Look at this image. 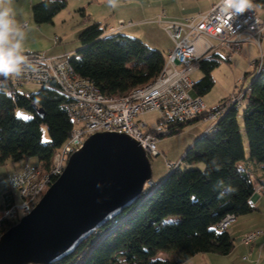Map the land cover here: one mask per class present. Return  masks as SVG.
I'll list each match as a JSON object with an SVG mask.
<instances>
[{
  "label": "trees",
  "instance_id": "trees-1",
  "mask_svg": "<svg viewBox=\"0 0 264 264\" xmlns=\"http://www.w3.org/2000/svg\"><path fill=\"white\" fill-rule=\"evenodd\" d=\"M253 1L264 8V0ZM66 4L67 0H57L46 8L42 0L34 3L32 19L36 24L52 22ZM106 28L107 25L92 20L80 31L79 48L68 55L74 71L108 96L124 95L153 81L163 68L162 51L140 38L119 31L109 33ZM218 62L216 52L199 61L202 75L193 84L196 95L202 97L211 89L214 83L211 71ZM256 65L244 73V78L253 74L249 85L233 93L242 95L233 101L230 96L223 98L211 108L222 109L215 123L196 139L173 168H168L164 177L156 184L152 181L151 185L145 184L130 204L51 264H181L197 253L228 254L233 248V238L227 229L219 230L217 224L228 213L237 217L253 210L248 200L259 181L239 167L246 149L248 158L264 171V59L258 72ZM1 84L11 91L0 90V165L7 160L36 157L47 170L53 153L72 129L68 97L54 81L28 94L12 88L9 80L3 79ZM15 107L27 109L32 116L28 119L16 116ZM191 122L169 124L161 136L175 133ZM43 126L48 135L46 142L41 140ZM13 197L6 185L0 217L14 202ZM170 216L176 218L167 220ZM18 219L0 218V235ZM162 251H174L175 256L159 257Z\"/></svg>",
  "mask_w": 264,
  "mask_h": 264
},
{
  "label": "built area",
  "instance_id": "built-area-1",
  "mask_svg": "<svg viewBox=\"0 0 264 264\" xmlns=\"http://www.w3.org/2000/svg\"><path fill=\"white\" fill-rule=\"evenodd\" d=\"M251 2L252 7L238 15L224 13L222 0H218L204 13L165 22L164 29L175 43L174 49L164 57L163 68L153 81L134 87L124 95L103 94L89 79L74 71L66 54L24 51L31 67H25L20 76H12L9 79L11 87L54 81L69 99L67 108L72 129L67 140L53 153L47 170L39 163H28V159L24 158L7 172V186L19 193L21 201L19 204L13 202L0 218H20L30 212L38 201L36 198L62 173L68 156L78 150L91 134L105 131L124 133L150 157L159 154L158 137L169 124L193 120L206 112L202 118L211 120L213 125L222 109L206 107L201 97L194 93V81L190 76L199 67V61L217 47L236 51L244 41L261 43L264 21L258 16L255 2ZM122 25L123 22L119 21L118 26H108L106 30L115 32ZM208 38L215 40L216 44H211ZM255 64L258 72L262 58L256 62L253 60L250 65ZM241 95L242 92L236 96L232 94L229 100L233 101ZM152 110L158 113L157 129H151L136 119ZM165 164L167 168H173L177 163L166 161ZM151 183L150 180L146 184ZM259 192L264 193V180L254 184L252 196ZM252 196L248 200L251 206ZM235 220L236 216L228 213L218 222L217 228L225 230ZM263 233L259 229L248 231L241 241L248 244Z\"/></svg>",
  "mask_w": 264,
  "mask_h": 264
},
{
  "label": "water",
  "instance_id": "water-1",
  "mask_svg": "<svg viewBox=\"0 0 264 264\" xmlns=\"http://www.w3.org/2000/svg\"><path fill=\"white\" fill-rule=\"evenodd\" d=\"M150 178L149 157L135 140L124 133L91 134L30 212L0 235V264H51L69 254Z\"/></svg>",
  "mask_w": 264,
  "mask_h": 264
},
{
  "label": "rangeland",
  "instance_id": "rangeland-1",
  "mask_svg": "<svg viewBox=\"0 0 264 264\" xmlns=\"http://www.w3.org/2000/svg\"><path fill=\"white\" fill-rule=\"evenodd\" d=\"M39 1L41 0H12L11 7L14 10L15 19L18 24L22 26L24 23H26L24 28L27 33V38L24 43V51L44 52L46 55L66 54L71 56L72 54H75L79 48L78 35L80 31L92 20L100 21L102 25L110 23L114 11L116 12L119 8V6H117L115 9L110 8L107 4V0H67L65 8L60 10L53 17L52 22L36 24L31 16V5ZM125 1L121 0L122 3H131V6L128 9L129 11L125 12L126 15L133 16V19H137L134 17H141L145 19L146 24L143 25V28L146 29V37H150L148 41H150V43L153 45H160L162 47L163 55L166 56L171 50L174 49L175 43L164 29V25L165 22L170 21V14L179 11L183 1ZM187 1L188 0H185V2ZM202 3L205 4V1ZM163 8H165L166 12H163ZM144 10L148 11L143 13ZM257 12L261 20L264 21V8L257 7ZM158 16H161L160 20L158 19ZM125 20V22H127L129 18H125ZM150 23L157 24L161 29L156 28V25H151ZM118 25L119 22H117L115 27ZM108 26L109 24H107V27ZM208 40L211 42V44H216L215 40L211 38H208ZM214 51L219 54L218 65H216L211 71L214 83L211 89L202 96V100L204 101V104L207 108L216 106L221 99L229 97L233 93H236L239 89L249 85L253 78V74H248L244 78V73L246 71L252 70L250 64L253 60L261 58L262 60L264 59V35L262 36L261 43L259 45L254 40H249L241 42L239 44V49L236 51H230L222 47H217L214 49ZM201 73L202 71L200 69H196L190 77L195 81L198 79V77H200ZM10 78L11 77H9L7 80ZM39 86V84L35 83H23L19 86H16L15 89L28 94L30 92L37 91ZM1 89L7 92L11 91L10 89L2 86L0 83V90ZM239 109L241 111V107ZM14 114L23 119H28L32 116V114L23 107H15ZM157 118V111L152 110L140 115L136 119L143 121L151 129H157L159 127ZM199 122L196 121L189 124L186 123L181 130L172 134H166L158 137L157 149L159 154L156 156H150L149 158L151 167L150 180L154 184H156L167 174L169 169L166 167V161L170 163H178L183 152L193 146L194 142L198 138V136H196L197 130L195 126ZM47 139L48 135L45 126H43L41 140L42 142H46ZM21 161L12 162L11 160H7L5 164L0 165V205L3 202L2 193L7 182V172L14 164L21 163ZM243 162L244 160L238 162L239 167H244ZM28 163L36 165L38 164V160L36 157H30L28 159ZM10 190L14 193V203L19 204L21 201L19 193L16 190ZM175 218V216H170L167 218V220H172ZM239 218L240 219H238V221L241 220L240 216ZM238 237L239 236H234L233 238L235 248L237 249H235V251H233L232 255L229 257L235 258L234 263L242 258V256L247 255L240 244H238V240H240ZM200 255L201 254L198 256ZM158 256L171 258L175 256V252L162 251ZM217 256L220 258H225L224 256ZM197 258L198 257L194 259V264H197L200 261L197 260ZM229 258L223 259L225 264L228 262L227 260ZM258 264H264V255H262Z\"/></svg>",
  "mask_w": 264,
  "mask_h": 264
},
{
  "label": "crops",
  "instance_id": "crops-1",
  "mask_svg": "<svg viewBox=\"0 0 264 264\" xmlns=\"http://www.w3.org/2000/svg\"><path fill=\"white\" fill-rule=\"evenodd\" d=\"M182 1L183 2L181 3L179 11H177L176 13L174 12L173 14H170L169 20L171 19L179 20V19H182L183 17H187L190 15L192 16V15H198L200 13H204L209 10L212 3L218 0H188L187 2H185V0H182ZM204 1H205V4L202 3ZM118 6L119 8L116 12L114 11L113 16L111 17L110 23H106V25L109 24V26H115L117 22L122 21L123 25L118 30L120 33L128 35V36L140 38L150 47L156 48L162 51V47L160 45H156V44L153 45L152 43H150V41H148L150 37L149 36L146 37L145 35L146 29L143 28V25L146 24L145 19L141 17L140 18L134 17L137 19H133V16L126 15L125 12L129 11L128 9L131 6V3H122L121 0H119ZM163 9H164L163 12H166L165 8ZM147 11L148 10H144L143 13H146ZM158 17H159L158 19L160 20L161 16H158ZM125 18H129V20L125 22L126 21ZM150 24L156 25V28L161 29L157 24H154V23H150ZM211 52H215V51L214 50L210 51L206 55L210 54ZM197 69H199V67ZM200 77H198V79ZM0 81H1L0 83H2L3 81L2 77H0ZM196 121L198 122L200 121L195 126L197 130L196 136L198 137L201 136L204 132H206L213 123L211 120L204 119V118H199L198 120H192L191 123L196 122ZM182 155L180 156V159ZM245 156L246 157L243 162V165H244L243 168L247 169V171L250 172L251 177L254 180L255 179L259 181L264 180V171L260 168V165L256 163L255 161L249 159L247 152ZM6 185H7V182H6ZM252 201H253V205H252L253 210L250 211L249 213L243 214L242 216L239 215L241 217V220L239 221L238 219L240 218L239 216H237V219L232 224H230L227 228V231L232 238H234V236L235 237L239 236L238 238L240 240H238V244H240L243 250L247 253L246 256H242V258H240L236 263H234L235 258H229L232 255L233 251L237 249L235 248L234 241H233V248L228 254L221 255L217 253H212V254L197 253L193 255L192 257L188 258L186 261L182 262L181 264H187V263L194 264V259L196 257H198L197 260H200L197 264H225L223 259H227V258L229 259L227 260L228 262L226 261L227 262L226 264H258L262 255H264V233L259 235L257 238H255L253 241H251L248 244H244L241 241L242 236L248 231L255 230V229L264 231V193L259 192V193L254 194L252 196ZM199 254L201 255L198 256ZM217 255L224 256L225 258H220Z\"/></svg>",
  "mask_w": 264,
  "mask_h": 264
},
{
  "label": "clouds",
  "instance_id": "clouds-1",
  "mask_svg": "<svg viewBox=\"0 0 264 264\" xmlns=\"http://www.w3.org/2000/svg\"><path fill=\"white\" fill-rule=\"evenodd\" d=\"M12 0H0V77L7 80L20 76L25 67H31L24 54V43L27 33L15 19L11 7ZM47 8L57 0H42ZM110 8L115 9L119 0H107ZM252 7L251 0H222V11L228 15L242 14Z\"/></svg>",
  "mask_w": 264,
  "mask_h": 264
}]
</instances>
